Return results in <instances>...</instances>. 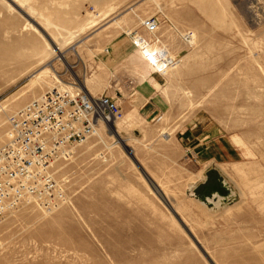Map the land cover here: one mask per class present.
<instances>
[{"label":"rangeland","instance_id":"374dc122","mask_svg":"<svg viewBox=\"0 0 264 264\" xmlns=\"http://www.w3.org/2000/svg\"><path fill=\"white\" fill-rule=\"evenodd\" d=\"M147 19L162 73L132 46ZM56 79L116 102L119 128L56 165L61 208L3 217L0 264H264V0H0V147ZM191 130L235 149L212 162L235 199L214 215L186 193L212 165Z\"/></svg>","mask_w":264,"mask_h":264},{"label":"built area","instance_id":"2783aa9c","mask_svg":"<svg viewBox=\"0 0 264 264\" xmlns=\"http://www.w3.org/2000/svg\"><path fill=\"white\" fill-rule=\"evenodd\" d=\"M142 28L148 37H132L134 50L153 71L165 72L175 60L156 47L159 24L147 19ZM121 117L112 99L92 97L76 84L47 91L13 114L11 137L0 147V222L24 204L48 213L66 204L56 165L70 159L74 148L91 140L101 125Z\"/></svg>","mask_w":264,"mask_h":264},{"label":"water","instance_id":"95a60500","mask_svg":"<svg viewBox=\"0 0 264 264\" xmlns=\"http://www.w3.org/2000/svg\"><path fill=\"white\" fill-rule=\"evenodd\" d=\"M186 193L211 213L235 202L232 187L216 169L208 171L200 184L188 185Z\"/></svg>","mask_w":264,"mask_h":264},{"label":"crops","instance_id":"0c3cea01","mask_svg":"<svg viewBox=\"0 0 264 264\" xmlns=\"http://www.w3.org/2000/svg\"><path fill=\"white\" fill-rule=\"evenodd\" d=\"M193 131L194 130H191V132H189L186 135L182 143L186 147L185 149L186 152L191 154V156L193 157L195 161L194 164L198 165L199 167H201L202 165L209 164V163L212 164L204 170L203 177L208 171L212 169L218 170L216 167H214L212 163L214 162V156L222 157L223 155H226V156L235 155L234 148H229L227 146H224L219 140H215L214 136L204 135V134L198 135L196 134V131L194 132ZM214 152L216 153L215 155H214ZM202 181L203 180L199 182L196 181V182L188 183L186 186V191H187L188 185L200 184ZM224 210L225 209H221L218 211V213ZM209 214L214 215V213H211V212H209Z\"/></svg>","mask_w":264,"mask_h":264},{"label":"bare ground","instance_id":"6f19581e","mask_svg":"<svg viewBox=\"0 0 264 264\" xmlns=\"http://www.w3.org/2000/svg\"><path fill=\"white\" fill-rule=\"evenodd\" d=\"M57 48L59 49V47L57 46ZM56 49V48H55ZM139 56H140V54H139ZM141 57V56H140ZM141 59H142V57H141ZM36 76H38V75H36ZM36 79V78H35ZM34 79V80H35ZM56 81L59 83V85L58 86H56L57 88L58 87H67V86H65V85H62L61 84V82L60 81H58L57 79H56ZM56 87H53L52 89H54V88H56ZM82 87V86H81ZM51 89V90H52ZM81 90H82V88H80ZM85 89H84V86H83V91H84ZM84 92H87L86 90L84 91ZM88 94V93H87ZM88 95H90V94H88ZM91 96V95H90ZM101 127H107L109 130H110V132L111 133H113V130L116 132V129H118L119 127H118V124H117V121H114L113 119H110L109 120V122H108V124L106 125V126H103V125H101L99 128H101ZM98 132V131H97ZM97 134V133H96ZM199 177V176H198ZM196 179V178H195ZM204 179V177H201V175H200V180H203Z\"/></svg>","mask_w":264,"mask_h":264}]
</instances>
